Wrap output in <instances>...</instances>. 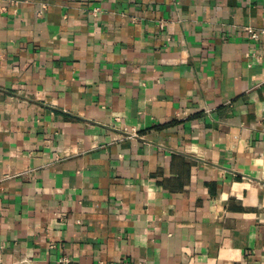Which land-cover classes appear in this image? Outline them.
I'll return each instance as SVG.
<instances>
[{"label": "crops", "instance_id": "0c3cea01", "mask_svg": "<svg viewBox=\"0 0 264 264\" xmlns=\"http://www.w3.org/2000/svg\"><path fill=\"white\" fill-rule=\"evenodd\" d=\"M248 26L264 0H0L1 264H264Z\"/></svg>", "mask_w": 264, "mask_h": 264}, {"label": "built area", "instance_id": "2783aa9c", "mask_svg": "<svg viewBox=\"0 0 264 264\" xmlns=\"http://www.w3.org/2000/svg\"><path fill=\"white\" fill-rule=\"evenodd\" d=\"M41 6L45 7V2L41 1ZM98 9V7H95L94 10ZM160 26H163V22H160ZM248 36L252 39H259L261 37H264V26L261 27H253L248 26L246 28ZM65 258H61L60 261H64ZM0 264H1V255H0Z\"/></svg>", "mask_w": 264, "mask_h": 264}]
</instances>
